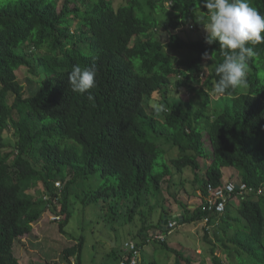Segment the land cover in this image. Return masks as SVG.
Here are the masks:
<instances>
[{
  "label": "trees",
  "instance_id": "1",
  "mask_svg": "<svg viewBox=\"0 0 264 264\" xmlns=\"http://www.w3.org/2000/svg\"><path fill=\"white\" fill-rule=\"evenodd\" d=\"M114 2L63 0L59 8L58 0H8L0 5V264H20L15 241L32 232L49 206L62 216L58 230L63 231L71 217L70 189L92 181L95 193L86 192L84 207L105 197L116 202L117 211L131 201L135 213L156 201L159 219L143 220L136 233L143 247L170 214L159 196L165 178L173 176L171 165L177 173L186 168L196 173L201 158L207 161L201 198L208 185L252 188L236 209L231 206L233 212L226 205L224 214L211 216L204 227L211 263L264 264V75L258 76L264 43L248 45L255 55L248 60L246 85L215 94V68L224 59L219 44H207L206 34L185 41L173 33L208 22L199 0ZM249 3L264 15V0ZM93 64L94 87L73 92L72 68ZM21 67L33 77L27 87L19 82ZM171 79L189 92V100L164 102ZM154 93L161 94L165 108L146 113L144 102ZM6 133L13 135V151L5 149ZM172 148L177 156L154 171L158 156ZM225 168L234 171L227 180ZM181 213V224H197L206 215L202 204L192 211L183 205ZM210 235L221 243L225 262L215 255ZM153 243L174 256L172 264H192L180 249ZM83 247L81 236L62 250V264H81Z\"/></svg>",
  "mask_w": 264,
  "mask_h": 264
},
{
  "label": "rangeland",
  "instance_id": "2",
  "mask_svg": "<svg viewBox=\"0 0 264 264\" xmlns=\"http://www.w3.org/2000/svg\"><path fill=\"white\" fill-rule=\"evenodd\" d=\"M7 2L8 0H0V5ZM58 2L60 8L63 0H58ZM124 2L125 0H115L114 5L119 6ZM81 8L83 9L84 7L81 6ZM183 30L184 29H182L181 35L184 39H199L200 36L206 34L204 29L196 30L194 28L184 32ZM17 75L19 82L24 87L28 86L27 83L29 79H33L25 67H21L17 71ZM263 75V63H259L258 76L263 77ZM189 98L190 94L185 89H176L174 84H170L164 102L187 101ZM164 102L161 94L154 93L146 102L148 113L155 111L153 108L154 104H163ZM204 125L203 123V127ZM203 131L205 135V130ZM4 137L5 149L7 152L13 151V135L11 133H6ZM153 137L154 136L149 139L152 141ZM157 142L160 145L164 143L162 140ZM204 147L210 154L211 149L209 145L205 143ZM177 154L178 151L172 148L168 153L158 156L156 159L157 167L154 171H162L163 163H169L170 158L177 156ZM199 163L201 168L196 173H193L189 168L184 169L181 173H177L175 172V168L171 165L174 169H171L173 176H171L169 181L167 180L168 178H165L162 184L163 189L159 196L160 205L164 207L165 211L170 209L169 215H173L175 212H181L183 210V205L186 206L189 211H192L190 206H193V208L199 206L201 195H198L197 192H199L198 188L204 183V168L207 166V161L201 158L199 159ZM223 172L224 180H227V178L234 173V171H230L228 168L223 169ZM67 179H69L68 173ZM96 185L97 182L92 181L82 185L74 184L72 186L69 193L71 217L63 231L58 230V222H53L47 225L49 228L47 231L44 230L41 233H47L42 243V239H38L34 236H31L28 240H24L25 244L30 243L32 247H36V253L29 254L30 258H27L28 263L26 264H62L63 259L60 256L62 250L73 245L81 236L84 239V247L81 254L82 264H118V257H122L125 254L124 245L129 242L139 243V237H137L136 233L141 227L142 221L147 220L156 223L159 219L161 208L156 205L155 200L149 202L148 205L143 204L135 213L131 211L133 206L131 201L129 203L125 202L123 206L119 207V211H117V206H115L116 202L105 201V197L103 199H98L97 205L84 207L81 199L85 198L87 195L86 192L90 189H93L95 193ZM38 186L42 188L41 183H39ZM239 203V199H235L233 200L232 206H236V204ZM150 206H155V210H152V207L149 208ZM180 206L182 209H180ZM229 206L228 211L233 212L234 209ZM53 214L58 215L55 212L48 211L43 214L41 220H52L51 215ZM38 227V225L33 227V230L36 228L33 234L37 232ZM203 236L204 226L199 222L197 224L179 223L172 232L167 235L166 245L170 248L180 249L186 256L191 258L192 264H212L210 253L211 246L203 239ZM20 240L21 239L15 241L13 248V253L18 258L21 256V253H23V257L25 256L21 249L20 244H22V242ZM209 240L216 246L214 251L215 255L224 261L225 254L221 243H217L211 235ZM38 242H40L38 245H33ZM45 251L49 254L43 255ZM151 260H155L160 264H172L174 256L167 252L165 248H162L159 243H149L141 248L139 264H147ZM64 263L67 262L64 261Z\"/></svg>",
  "mask_w": 264,
  "mask_h": 264
},
{
  "label": "clouds",
  "instance_id": "3",
  "mask_svg": "<svg viewBox=\"0 0 264 264\" xmlns=\"http://www.w3.org/2000/svg\"><path fill=\"white\" fill-rule=\"evenodd\" d=\"M199 3L204 9L207 10L208 15V22L201 28L206 32L205 42L209 45L213 44L214 42L218 43L219 47L222 49V55L224 59L215 68V73L219 77V79L216 81L213 91L215 94L223 95L226 94L230 89L235 90L237 87L246 85L248 60L250 57L255 55L254 48L248 45H257L260 43H264V35H262V33H264V15H261L254 7H252L249 3V0H199ZM166 5H170V2H167ZM182 29H184V32L192 30L194 29V27H180L178 30L173 31V33L179 35L181 40H198L184 39L181 35ZM96 75L97 70L95 64L83 68L78 65L74 66L68 75V82L71 90L79 94L88 92L95 85ZM170 84H174V79H171ZM176 89L184 88L180 87ZM89 99H91V96H89ZM146 102L147 101L144 102L143 107L146 113H148ZM153 108L157 113H159L164 110L165 106L163 104L157 103L153 105ZM56 183H59L61 187L60 182H55L54 187H56ZM199 194L200 192H198V195ZM48 198L49 197L47 196V194H44L43 199L47 200ZM235 199L239 198L234 197L230 202ZM49 207L51 208V206ZM48 211H51V209H49ZM181 212H175V214L173 215L166 216L168 217L167 223L165 225L161 224L160 228L155 231V233L161 231L165 232L167 224L171 220L176 221L177 226L182 221ZM51 216L52 220H47V223H59L61 221L60 219L62 216L54 214ZM177 217H180L181 220H177ZM199 223L201 224V221ZM163 242H166V239ZM149 243H153V241L147 242L146 240V244ZM134 244L138 246L137 243ZM138 248L139 264L140 251L142 247L140 248L138 246ZM126 255L127 253L124 254V257Z\"/></svg>",
  "mask_w": 264,
  "mask_h": 264
},
{
  "label": "built area",
  "instance_id": "4",
  "mask_svg": "<svg viewBox=\"0 0 264 264\" xmlns=\"http://www.w3.org/2000/svg\"><path fill=\"white\" fill-rule=\"evenodd\" d=\"M56 187H60L59 183L55 184ZM251 194L252 188L247 187L244 183L234 184L232 182L225 183L222 186L213 187L208 185L206 188V194L204 199L201 198L200 205H203V210L206 213L201 220V224L204 227L209 228L208 222L211 216H221L226 210V205L231 201L232 198H241L245 194ZM257 194H261L258 190ZM201 195V194H199ZM177 222L171 220L168 222L165 232L153 233L147 242L158 241L163 242L166 239L167 234H169L173 228L176 226ZM124 251L127 255L119 262V264H138L139 261V248L133 242L126 243L124 245Z\"/></svg>",
  "mask_w": 264,
  "mask_h": 264
},
{
  "label": "crops",
  "instance_id": "5",
  "mask_svg": "<svg viewBox=\"0 0 264 264\" xmlns=\"http://www.w3.org/2000/svg\"><path fill=\"white\" fill-rule=\"evenodd\" d=\"M232 203H233V201L232 202H230L227 206H229V207H231L232 206ZM237 205L238 204H236V206H232L234 209H236L237 208ZM231 207V208H232ZM190 208L191 209H193V206H190ZM229 209V208H228ZM42 222V223H41ZM41 223V224H40ZM39 226L38 228H37V232L35 233V234H33L34 233V230H36V228H34V230H33V228H32V231L33 232H31L29 235H27V236H24V237H22V238H20L21 240V242H22V244H20L21 245V249H22V251L24 252V254H25V256L23 257V253H21V256L18 258L17 256H15V254H14V256L16 257V259L19 261V263L20 264H26V263H28L27 262V258H30V255L31 254H35L36 253V247H32V245L30 244V243H26L25 244V242H24V240L26 239V240H28L31 236H34V237H36V238H38V239H42V241H41V243L43 242V239L46 237V235H47V233H44V234H41L44 230L45 231H47V229H49L48 228V223H47V220H45V221H43V220H40L38 223H36L35 225H33V227L35 226ZM40 242H38V243H34L33 245L34 246H36V245H38ZM14 248V247H13ZM13 252H14V250H13ZM30 254V255H29ZM49 253L47 252V251H45L44 253H43V255H48ZM75 261L74 260H72V263H74ZM82 262V261H81ZM71 263V264H72ZM48 264V263H47ZM82 264V263H81Z\"/></svg>",
  "mask_w": 264,
  "mask_h": 264
},
{
  "label": "water",
  "instance_id": "6",
  "mask_svg": "<svg viewBox=\"0 0 264 264\" xmlns=\"http://www.w3.org/2000/svg\"><path fill=\"white\" fill-rule=\"evenodd\" d=\"M180 209H182V207H181V206H180ZM176 219H177V220H181V218H180V217H177ZM167 220H168V217H166V216H165V217L163 218L162 224H164V225H165V224L167 223Z\"/></svg>",
  "mask_w": 264,
  "mask_h": 264
}]
</instances>
